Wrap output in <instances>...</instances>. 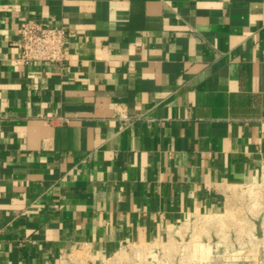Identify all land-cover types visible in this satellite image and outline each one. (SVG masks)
<instances>
[{"label":"crops","instance_id":"obj_1","mask_svg":"<svg viewBox=\"0 0 264 264\" xmlns=\"http://www.w3.org/2000/svg\"><path fill=\"white\" fill-rule=\"evenodd\" d=\"M25 20L63 62L17 63ZM260 184L264 0H0V264L157 248Z\"/></svg>","mask_w":264,"mask_h":264},{"label":"rangeland","instance_id":"obj_2","mask_svg":"<svg viewBox=\"0 0 264 264\" xmlns=\"http://www.w3.org/2000/svg\"><path fill=\"white\" fill-rule=\"evenodd\" d=\"M230 210L187 222L173 243L128 246L105 264H252L243 258L264 247V184L242 186Z\"/></svg>","mask_w":264,"mask_h":264},{"label":"built area","instance_id":"obj_3","mask_svg":"<svg viewBox=\"0 0 264 264\" xmlns=\"http://www.w3.org/2000/svg\"><path fill=\"white\" fill-rule=\"evenodd\" d=\"M17 63L28 66L35 62L55 64L65 60V49L74 34L66 27H51L25 20L18 28Z\"/></svg>","mask_w":264,"mask_h":264}]
</instances>
